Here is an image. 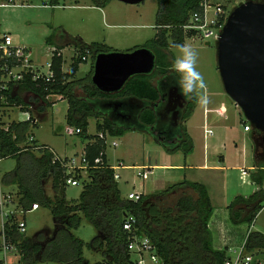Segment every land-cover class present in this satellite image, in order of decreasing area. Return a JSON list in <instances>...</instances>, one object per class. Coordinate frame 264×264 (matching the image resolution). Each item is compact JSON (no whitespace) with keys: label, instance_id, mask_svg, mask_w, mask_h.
<instances>
[{"label":"trees","instance_id":"obj_1","mask_svg":"<svg viewBox=\"0 0 264 264\" xmlns=\"http://www.w3.org/2000/svg\"><path fill=\"white\" fill-rule=\"evenodd\" d=\"M90 1L93 7L103 8L110 0ZM155 1L156 34L141 46L155 56L157 67L152 74L130 78L117 94H102L91 85L90 76L77 81L72 79L88 54H92L94 59L95 54L113 50L97 43L87 45L79 37L73 38L62 33L60 38L68 40L65 46L71 45L79 53L73 58L70 71L62 72L63 59L57 53L64 46L58 45L54 47L55 51L50 59L53 81L35 83L30 77H25L22 83L16 84L19 91L17 95L10 93L13 84L10 85L6 93L7 105L21 107L22 110H26L29 103L24 102L21 94H31L36 97V101L41 102L42 105L36 106L37 113L52 107L45 100L47 96H61L68 104L66 124L78 130L80 138L90 141L85 145L82 155L87 164V182H81L82 191L77 200L67 201L64 195L65 180L73 177L81 181V171L67 175L65 169L53 161L47 146L34 144L33 139L30 140L32 137L28 136V129L37 124L31 125L28 121L12 122L7 130H0V158H11L16 163L14 169L1 178V185L15 188L17 204L23 209H28L31 204L48 209L54 222L51 235L41 231L29 239L19 234L13 220L11 221V226L6 228V241L15 246L20 257L19 264H131L132 256L127 251V245L133 236L150 240L160 258V264H223L227 257L226 249L215 250L212 247L208 222L213 208L204 185L183 180L159 193L142 195L137 202L129 201L121 196L114 171L105 160L106 142L99 138V134L120 137L129 129L153 136L167 154L180 152L187 156L194 148L181 124L173 132L176 138L173 144H167L153 135L151 130L156 116L150 108L145 109L139 114L137 121L130 122L125 128L106 116L112 111V107L110 109L108 106L131 97L147 104L156 103L159 96L152 83L154 78L171 74L178 79L169 70L174 57L171 44L183 43L184 37H190L182 32L181 27L187 23L190 13L197 10L198 0ZM58 2L59 0H49V5L57 6ZM168 40L171 41L170 44ZM45 42L48 45L54 44L53 36H49ZM194 107L195 100H190L182 121L190 116ZM89 118L101 121L96 123L95 136L87 135ZM242 124L244 127L249 125L244 119ZM251 133L254 143L261 145L263 149V157L256 160V170L249 174L258 190L248 197L237 196L228 205V220L234 226L245 224L250 227L264 203V132L251 129ZM97 159L100 162L96 164ZM48 182L51 184L52 196L45 189ZM126 216H133L135 219L130 233L123 230ZM82 218L97 232L96 237L87 245L71 233L80 227ZM84 247L100 253L101 260L90 263L83 256ZM245 249L247 252L264 249V235L248 233Z\"/></svg>","mask_w":264,"mask_h":264},{"label":"rangeland","instance_id":"obj_2","mask_svg":"<svg viewBox=\"0 0 264 264\" xmlns=\"http://www.w3.org/2000/svg\"><path fill=\"white\" fill-rule=\"evenodd\" d=\"M29 7L22 8H5L0 11V20L2 29L8 32L14 37V43L21 47H26L31 51V58L33 63L41 67L43 71H46V65L50 62L52 56V46L45 44V39L51 35L52 32L56 31V34H61V29L68 34L70 37H79L85 44L97 43L104 44L111 47L113 50L118 52H128L137 46H143L145 42L153 38L155 34L154 30V16L157 9L155 0H146L135 6H128L120 2L110 0V4L106 7V12L111 15L117 12L120 15H128L131 13L127 11L125 7L132 8L138 13L142 14L141 20L132 22L135 26H142L137 28H126L123 27L125 21L116 20L117 27H112L114 21L106 17L103 20L98 9L92 7L90 0H59V4L56 7L49 5V0H26ZM245 0H233V3L237 5L230 7L227 6L228 10H232L234 7L240 5ZM229 11V12H230ZM119 15V16H120ZM171 33V32H169ZM168 33V34H169ZM67 41V40H66ZM65 43V41H64ZM170 44L171 41L168 40ZM190 44L198 53L197 70L200 71L207 84L206 90L209 94L222 93V99L224 108L227 110V120L221 119L215 113L208 114L206 124L211 128L215 134L214 138L204 139L203 137V105L198 104L196 111L193 116L187 121L186 127L188 128V134L193 137V143L195 146V160L196 162L201 159L203 153V146L208 145L210 154V164H221L219 163V153L225 154L229 158V162L225 167H228L226 172H223V177L228 174V180L236 182L239 189H242L236 194H247L244 189V185L239 180V172L235 171L233 165L238 158L235 156L234 144L236 142L238 150L245 152V165H250L253 162L254 144L251 140L250 133H245L243 125L240 120L244 119L243 114L239 112L238 108L234 107L232 100L224 93L222 83L219 77L217 69V49L216 41L210 39L209 42L202 41L198 38L184 37V42ZM209 43L208 46L205 44ZM175 55V50L171 49ZM79 53L74 50L73 46H67L61 53L64 61L63 69L69 71V66L73 62V58H76ZM94 59L92 54H88L76 73V79L83 78L90 67L93 65ZM90 73V72H89ZM89 76V74L87 75ZM86 76V77H87ZM205 90V92H206ZM219 101L217 97H209L210 103ZM50 104L52 107L48 108L43 119H40L39 124L35 127L28 129V136L32 137L34 144L44 145L50 147L54 152L65 159H80L82 149L84 147V140L75 133V128L69 127L65 121L66 110L68 104L66 100H59L58 97L50 98ZM211 105V104H210ZM212 106V105H211ZM10 113L7 111V114ZM240 113V115L238 114ZM23 120L24 117L18 110L13 111L8 118L4 116L3 126L8 127L9 124L14 120ZM96 121L93 118L88 119L87 134H96ZM232 133L228 137L224 133V129ZM140 135V134H139ZM138 137V136H135ZM145 138V144L155 146L153 139L149 136L143 135ZM140 139L141 138H137ZM113 142H117L116 139L109 138L106 142V155L109 159L111 166H119V159H123L125 165H131L134 163H142L143 152L142 145L137 141V144H131L128 148L111 147ZM224 144L225 148L221 149L220 145ZM33 145V144H31ZM23 147V146H22ZM124 156L122 157V155ZM15 160L8 158L2 159L0 162V178L10 173L15 167ZM119 168V167H118ZM118 173L121 176L120 190L123 196H126L131 192L133 184L140 186L143 181L137 177L140 173L137 170H120ZM81 181L87 182V175L85 171H81ZM124 181H127L126 183ZM51 184L48 182L45 185L46 192L49 196H52L50 189ZM4 193H11L15 197V188L13 186L4 187L2 186ZM137 188V187H136ZM264 188V185H263ZM146 190V187H145ZM244 190V191H243ZM82 191V185L76 187L66 186L65 188V199L67 201H75L78 199L79 194ZM143 193V190H140ZM16 203V202H15ZM18 216V215H17ZM23 217V218H22ZM19 218L23 219L26 225L25 237L33 238L41 231H46L49 235L52 234L54 229L53 217L48 209L40 207L37 211L28 213L24 216L19 215ZM229 225L231 226L232 224ZM233 226V225H232ZM239 230L236 232L239 237L236 239L233 248L239 247L246 239L248 233H260L264 235V209L258 214L255 219V223L248 228L245 224L239 225ZM76 238L82 240L85 245L89 244L91 240L96 237L97 232L95 229L82 218L81 225L78 229L71 232ZM237 244V245H236ZM252 254L251 264H264V249L261 251L250 252ZM83 256L90 261V263L101 260V254L98 252L90 251L87 247H84ZM2 254L0 253V258ZM20 257L16 254L9 255L7 260L9 262H17ZM36 264H61L58 262H43Z\"/></svg>","mask_w":264,"mask_h":264},{"label":"crops","instance_id":"obj_3","mask_svg":"<svg viewBox=\"0 0 264 264\" xmlns=\"http://www.w3.org/2000/svg\"><path fill=\"white\" fill-rule=\"evenodd\" d=\"M111 1H109L103 8H96L100 12L103 20H106V17L109 16V18L114 21L113 22L114 25L112 27H117V24L115 23V21L119 20V19L121 21H125L123 27H126V28L127 27L128 28H137V27L141 28L142 27V26H135L134 24H131L132 22H135L137 20L139 21L142 18V14H140L137 11H135L134 9H132L135 7H125V9L127 11H130L131 13H129L128 15H123V16L118 14L117 12H115V14H113V15L106 12V7L110 4ZM24 3H25V6L9 7V8L29 7L28 5H26V3H27L26 0H24ZM58 4H59V2H58ZM58 4H57V6H58ZM128 6H135V5H128ZM51 7H56V6H51ZM0 27H1V30L3 31L2 25H1V20H0ZM154 30H155V28H154ZM3 32L8 34L9 36H11L8 32H5V31H3ZM60 32H61V34L64 33L66 36H68V34H66L62 29H61V31H59V33ZM61 34H56V31L52 32L50 36H53V43L54 44L48 45V44H46V42H45V44L48 46H52L53 48L57 47L58 45L64 46V48L61 50V53H62V51L66 48L65 45L67 44L68 40L65 37L60 38ZM155 34H156V30H155ZM11 38L13 39V42H14V37L11 36ZM46 39H45V41H46ZM64 41H65V43H64ZM87 45H89V44H87ZM102 45H104V44H102ZM106 47L109 49H112L111 47H108V46H106ZM137 48H140V46H137L134 49H137ZM134 49H132V50H134ZM113 51H115V50H113ZM70 66L68 68L69 71H70ZM79 66H78V69H79ZM63 67H64V61H63V65H62V72L63 73L69 72L68 70L65 71L63 69ZM77 72H78V70H77ZM92 72H93V65H92V68L90 67L89 71L87 72V74L83 78H85L89 74L90 82H91ZM165 77H171L174 80H176L174 77H172L171 74H167V75L162 76V77L159 76V77H156L152 80L153 85L158 90L159 99L156 103H148L147 104L145 101L138 100V99H135L133 97L128 98V99H124L123 102L115 103V104H112L111 106H108V108H110V109L112 107V111L109 114H106L107 118H110L111 120L115 121L118 126L125 128L129 124H131L129 120L137 121L139 114L142 113L145 109L150 108L154 112L155 107L153 105L159 103V101H160L161 82ZM83 78H81V79H83ZM72 80L77 81L80 79H76V76H74ZM18 92H19L18 88H17V86H15L12 90V94L17 95ZM117 93H114V94H117ZM102 94H104V93H102ZM106 95H113V94H106ZM205 95L207 96V103L203 104V120H204L203 137H204V139L208 140V139L214 138V136H215L213 130L211 128H209L206 124V120L208 119V114L215 113L218 115L219 118L227 120L228 112L224 108V104L222 103L223 102V99L221 98L222 93L216 92V93H213V95H212V94H209V92L206 90ZM210 95H211V98L217 97V100H219V101L214 102V100H213V102L210 103V101H209ZM21 97L25 103H29L35 107L42 105L41 102L36 101V97H34L31 94H28V93L21 94ZM180 100H182V101L179 103V98H178L179 106H178V110L175 111V114H177V116H178V126L180 124L183 125V127L185 128V130L188 134V130H187L188 128L186 127V123L193 116V114L196 111L199 103H197L195 101V107L192 109L190 116L186 120L182 121V116L186 112L187 107L190 103V100H185L184 97ZM118 104L120 106H117ZM234 107L238 108L235 105H234ZM238 110H239V112H241L239 108H238ZM46 111L38 113L40 115V117H39L40 119H43ZM238 114L240 115V113H238ZM240 123L242 124V119L240 120ZM88 126H89V123H88ZM223 129H224L225 135L227 136V143H228V137H230L232 135V133L227 131L225 129V127H223ZM243 130H244V126H243ZM244 132L250 133L251 140L254 144L253 162L250 165H245L244 163L246 162L245 161L246 156H245L244 149L242 150V152L239 151L238 146L236 145V142L232 141L234 146H235L234 147L235 156L238 158V160H236L235 164L233 165L232 169H235V171L239 172V180L241 181V184L244 185V187H246L244 189L246 192H243V193H247V194H236L237 192H240L242 189H240V187L238 189L236 182H232L231 180H228V177H229L228 174H226L223 177V172H226L228 170V167H225L227 165V163L229 162L228 156H226L225 154L222 155L219 153L218 154L219 155V163H221V164L220 165L219 164H210V154H209L208 145L203 146V153H202L201 159L196 162V160L194 158L195 157L194 143H193L194 148H193L192 153L187 155V156L182 155V153H180V152L173 153V154H167L163 150V148L156 142V140L153 136L141 133V132L134 130V129H132V130L129 129V130H126V132L120 137H109V138L117 140V142H116L117 146L114 148H118L119 146H121V148H128L129 149L131 144H134V140H135L134 145L137 144V141L140 142V144L142 145V152H143V158H144L143 162L142 163H134L131 165H125V164H123L124 160L119 159L118 160L119 161V164H118L119 168L117 166H111L109 159L107 158V155H106V148L104 151L105 160H106L107 165L110 166L111 169H113L115 174L118 175V180L116 182H117L120 194H121V190H120L121 176L118 173V169L123 170V171L134 169V170H137L140 172L137 174V177L143 181V184H141L140 186H136L135 184H133V186H132L133 190L131 192H129L128 194L141 193L143 196H145V195L159 193V192L165 190L166 188H168L169 186H171L177 182L183 181V180L204 185L207 189V192H208V195L210 198V202H211V205L213 208L211 218L208 222V229L210 231L211 238H212V247L215 250H224V249L236 247L233 245L235 244V241L238 242V240L236 238L239 237V234L236 232V230H239L238 228L240 227L239 225L238 226H234V225L230 226L229 225L228 211H227L228 205L232 202V200L235 197H237V196L248 197L258 190V187L250 180L249 174L256 170V160L258 161L259 157H261V158L263 157V156H261V155H263V153H262L263 149H262L261 145L258 146L254 143V140L252 138L251 128L249 131H244ZM87 135H89V134H87ZM95 135H97V132ZM95 135H90V136H95ZM143 135H145V136L147 135V136L151 137L155 143V146L153 147V146H150L148 144H145L146 141H144L145 138L142 137ZM135 136H138V137H135ZM189 137L191 138V140L193 142L194 141L193 137L191 135H189ZM137 138H141L140 141ZM85 141H86V143L84 144V147L82 149L81 156L83 155L85 145L90 142L88 140H84V142ZM220 147H221V149L225 148L224 144L220 145ZM48 151H49V153L52 154V156H56L60 159H65V158L59 157L54 152V150H52L50 147H48ZM123 156H124V154L122 155V157ZM143 175H145V176H143ZM124 182L126 183L127 181H124ZM145 187H146V190H145ZM140 190H143V193ZM263 190H264V188H263ZM121 196L123 198L126 197V196H123L122 194H121ZM254 223H255V220L253 221L252 225ZM246 227H247V225H246Z\"/></svg>","mask_w":264,"mask_h":264},{"label":"built area","instance_id":"obj_4","mask_svg":"<svg viewBox=\"0 0 264 264\" xmlns=\"http://www.w3.org/2000/svg\"><path fill=\"white\" fill-rule=\"evenodd\" d=\"M232 1L198 0V8L190 13L187 23L181 27L182 32L185 35H190L189 38H198L206 42H209L210 39L217 41L230 13L227 6L233 7L237 5ZM261 3H264V0H261ZM21 6H25L24 0H0V11L4 8ZM54 51L55 49L53 48L51 51L52 55ZM57 56L62 57L61 51L57 53ZM46 67V71H43L41 67L35 66L31 58V51L26 47L16 45L11 36L4 33L0 27V130H7L8 127L3 126V118L4 116L8 118L15 110H18L24 119H16L14 122L28 121L31 125L39 124L40 115L37 113L35 106L29 104L26 110H22L18 106H9L6 101V93H8L10 85L13 84L10 90L12 94L13 88L17 86L16 84L22 83L25 77H30V80L35 83H50L54 78L53 71L51 70V62ZM52 97H58L59 100H63L61 96L57 95H49L45 100L50 103V98ZM7 111L10 112L8 115H6ZM249 130V125L244 127V131ZM75 133L78 134L79 131L75 130ZM99 138L105 139V142L109 139L107 135L103 136L102 134H99ZM116 146V142L111 144L113 148ZM1 160L0 158V162ZM53 161L59 163L65 169L67 175H71L76 171H86L87 168V164L82 156H80L78 161L73 158L60 159L53 156ZM99 162V159L95 160L96 164ZM114 179L115 181L118 180V175L115 173ZM65 185L76 187L82 185V183L73 177H68L65 180ZM141 196V193H131L125 198L129 201L137 202ZM38 209L39 206L37 204H31L26 210L20 207L17 204L16 197L12 196L11 193H4L2 191L0 183V253L2 254L0 264H19V261L14 263L7 260L9 255L13 256V254H16L19 256L15 246L10 245L6 241L7 226H11V221L13 220L17 232L24 235L26 225L24 220L19 218V215L24 216ZM263 209L264 203L262 204ZM134 223L135 219L133 216H126L123 223V230L129 233L132 232ZM246 239L239 247L226 249L227 257L223 264H251L253 256L245 249ZM127 251L132 256L133 262L131 264H160V258L155 248L146 237L133 236L127 245Z\"/></svg>","mask_w":264,"mask_h":264},{"label":"water","instance_id":"obj_5","mask_svg":"<svg viewBox=\"0 0 264 264\" xmlns=\"http://www.w3.org/2000/svg\"><path fill=\"white\" fill-rule=\"evenodd\" d=\"M114 1L138 5L146 0ZM216 44L217 69L224 93L240 109L250 128L263 133L264 3L245 0L234 7ZM154 66L155 56L146 48L98 53L94 56L91 84L100 93L114 94L130 78L151 74Z\"/></svg>","mask_w":264,"mask_h":264},{"label":"clouds","instance_id":"obj_6","mask_svg":"<svg viewBox=\"0 0 264 264\" xmlns=\"http://www.w3.org/2000/svg\"><path fill=\"white\" fill-rule=\"evenodd\" d=\"M171 48L175 50V55L171 60L169 70L178 77L176 84L180 94L185 100H195L201 105L206 104L207 84L203 74L197 70V51L187 43L173 42Z\"/></svg>","mask_w":264,"mask_h":264},{"label":"flooded vegetation","instance_id":"obj_7","mask_svg":"<svg viewBox=\"0 0 264 264\" xmlns=\"http://www.w3.org/2000/svg\"><path fill=\"white\" fill-rule=\"evenodd\" d=\"M154 67H157L156 64ZM160 89V101L153 105L155 107L156 121L151 131L161 141L173 144L176 140L173 132L178 127V116L175 111L178 110L179 103L182 101L180 99L183 96L180 94L176 80L171 77H165L162 80ZM177 97L179 98V103ZM129 121L132 122V120Z\"/></svg>","mask_w":264,"mask_h":264}]
</instances>
